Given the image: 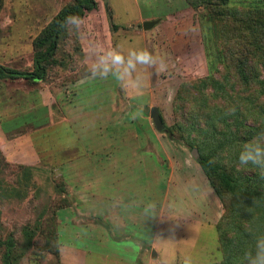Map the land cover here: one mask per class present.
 Masks as SVG:
<instances>
[{
  "label": "rangeland",
  "instance_id": "374dc122",
  "mask_svg": "<svg viewBox=\"0 0 264 264\" xmlns=\"http://www.w3.org/2000/svg\"><path fill=\"white\" fill-rule=\"evenodd\" d=\"M97 1L98 9L82 19L79 30L68 26L62 32L44 80L0 83L4 238L12 234L17 241L19 264H58L57 255L49 250L43 255V245L36 240L28 245L24 234L38 218L44 222L53 214L59 247L77 248L82 257L85 247L91 249L85 264H183L186 257L193 264L221 262L219 228L232 226L238 207L246 205L240 199L222 200L198 161L199 144L208 142L206 150L213 138L192 124L206 127V111L219 95L193 87L209 74L204 10L187 0ZM70 2L5 0L0 64L31 69L33 40ZM157 19L153 28H143L144 21ZM226 37L214 27L211 44L223 48ZM97 47L125 53L148 49L167 68L139 67V87L112 76L93 78L88 66ZM228 74V94H220L221 103L235 107L232 98L249 101L258 95ZM262 104L264 98L256 97L247 124L264 123L257 113ZM152 107L159 108L171 133L157 130ZM242 145L224 148L223 163L235 173L257 171L237 170ZM130 215L134 224L125 221ZM237 232L235 227L230 235Z\"/></svg>",
  "mask_w": 264,
  "mask_h": 264
},
{
  "label": "trees",
  "instance_id": "16d2710c",
  "mask_svg": "<svg viewBox=\"0 0 264 264\" xmlns=\"http://www.w3.org/2000/svg\"><path fill=\"white\" fill-rule=\"evenodd\" d=\"M187 1L196 9L204 10L201 14L202 36L209 73L197 86L193 82V87L203 93L211 88L219 93L212 99L216 104L206 111L207 128L192 124L196 130H201L203 134L208 133L213 138L212 144L210 143L206 150L205 144L208 142L199 144L203 153L198 161L222 200L227 197L240 199L246 205L244 208L238 207L239 211L231 221L232 224L235 222L239 225L234 223L232 226L219 228L223 235L222 250L225 258L214 264H243L245 251L254 249L256 238L264 235V176L259 174V170L235 173L223 163L220 154L228 145L243 144L264 129V123L259 125L246 123L253 115L251 105L256 97L260 100L264 98V0ZM4 5L5 0H0V15ZM98 7L97 0H72L65 5L33 40L32 68L22 70L0 64V83L17 79H26L34 83L44 80L49 62L58 51L62 32L68 27L61 26L65 18L76 15L84 19L88 13L97 10ZM214 27L219 30L222 28L227 35L223 48L211 44L210 34ZM230 72L231 74L233 72L232 78L254 88L258 95L253 96L249 101L247 97L245 101L232 98V101L238 102L235 107H230L227 102L221 103L220 94H228ZM260 106L257 113L264 117V104ZM231 109L234 110L232 113ZM255 120L260 122L258 118ZM164 126L166 129L161 132H172L165 123ZM217 135L222 137L217 139ZM50 216L44 222L42 216L33 226L25 227L24 234L28 245L36 240V245H43L40 248L43 255L49 250L57 255L58 264H61L56 222L53 214ZM235 227L239 228L240 233L230 235ZM17 244L12 234L4 238L3 226L0 223L2 264H19L22 254L17 252Z\"/></svg>",
  "mask_w": 264,
  "mask_h": 264
},
{
  "label": "clouds",
  "instance_id": "9594fccd",
  "mask_svg": "<svg viewBox=\"0 0 264 264\" xmlns=\"http://www.w3.org/2000/svg\"><path fill=\"white\" fill-rule=\"evenodd\" d=\"M81 24L82 19L79 16L71 15L65 18L61 26H71L72 29L79 30ZM94 55L95 59L88 66L91 77L107 79L112 76L121 82H133L137 87L142 84L139 67L152 68L155 72H163L167 68L162 57L143 48L129 49L125 53L117 48L105 50L97 47ZM237 159L238 171L253 167L264 176V129L251 140L243 143ZM148 208L154 209L155 204H149ZM183 264H193V261L190 257H186ZM243 264H264V235L256 238L254 249L245 251Z\"/></svg>",
  "mask_w": 264,
  "mask_h": 264
},
{
  "label": "crops",
  "instance_id": "0c3cea01",
  "mask_svg": "<svg viewBox=\"0 0 264 264\" xmlns=\"http://www.w3.org/2000/svg\"><path fill=\"white\" fill-rule=\"evenodd\" d=\"M129 220L126 219L125 221H129V224H134V218L133 215L128 216ZM87 253L84 252L83 257L81 256V250H78L77 248H71V246H60V259L61 264H69L71 262L76 264V260H79V264H85V260L88 259V254L91 252L90 248H84ZM87 256V257H84Z\"/></svg>",
  "mask_w": 264,
  "mask_h": 264
},
{
  "label": "water",
  "instance_id": "95a60500",
  "mask_svg": "<svg viewBox=\"0 0 264 264\" xmlns=\"http://www.w3.org/2000/svg\"><path fill=\"white\" fill-rule=\"evenodd\" d=\"M160 21V19L157 20H150V21H144L143 23V28L145 30H149L151 28H153L158 22ZM151 117L154 121V124L157 128L158 131H165V126L160 114V110L158 107H152L151 109ZM195 155H197V151L196 149L194 150Z\"/></svg>",
  "mask_w": 264,
  "mask_h": 264
}]
</instances>
